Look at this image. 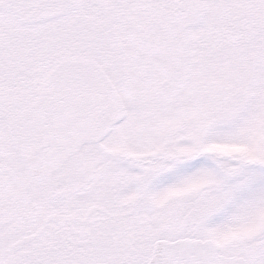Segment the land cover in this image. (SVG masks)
Returning <instances> with one entry per match:
<instances>
[{
  "label": "snow or ice",
  "instance_id": "1",
  "mask_svg": "<svg viewBox=\"0 0 264 264\" xmlns=\"http://www.w3.org/2000/svg\"><path fill=\"white\" fill-rule=\"evenodd\" d=\"M0 264H264V0H0Z\"/></svg>",
  "mask_w": 264,
  "mask_h": 264
}]
</instances>
